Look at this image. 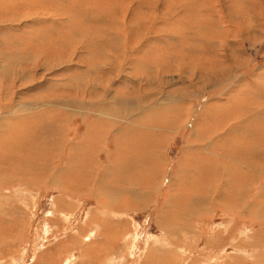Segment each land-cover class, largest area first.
Here are the masks:
<instances>
[{
    "label": "rangeland",
    "instance_id": "rangeland-1",
    "mask_svg": "<svg viewBox=\"0 0 264 264\" xmlns=\"http://www.w3.org/2000/svg\"><path fill=\"white\" fill-rule=\"evenodd\" d=\"M21 119L0 264H264V0H0Z\"/></svg>",
    "mask_w": 264,
    "mask_h": 264
},
{
    "label": "bare ground",
    "instance_id": "bare-ground-1",
    "mask_svg": "<svg viewBox=\"0 0 264 264\" xmlns=\"http://www.w3.org/2000/svg\"><path fill=\"white\" fill-rule=\"evenodd\" d=\"M19 1V0H18ZM18 8V7H17ZM98 69V68H97ZM13 75L18 79V77H20L21 75H19V73L17 72H12ZM12 75V76H13ZM13 81V79H12ZM77 95H75L76 98ZM69 97V95H68ZM72 97V96H71ZM74 99V97H73ZM70 100V99H69ZM76 100V99H75ZM79 100V99H78ZM82 100V99H81ZM69 102V101H67ZM72 102V101H71ZM78 102V101H77ZM79 105L80 102H78ZM74 104V103H73ZM77 105V103H76ZM101 106V105H100ZM10 107V106H9ZM11 108V107H10ZM9 108V109H10ZM17 108V107H16ZM100 108V107H99ZM103 108V107H102ZM13 109V108H12ZM97 110V109H96ZM95 110V111H96ZM13 111V110H12ZM103 111V110H102ZM97 112V111H96ZM101 113V112H100ZM104 113V112H102ZM27 116V115H26ZM95 116H98L97 114ZM102 117V116H101ZM96 118V117H95ZM98 119V117H97ZM96 119V120H97ZM101 119V118H100ZM106 120V119H105ZM111 121V120H110ZM12 122V121H11ZM26 122V120H18L16 122H14L12 124V126H10L7 129V133L5 131V135L0 136V161L4 162L6 165H8L10 167V170L15 172V173H28L30 172L29 170L25 169L29 168L30 166H33L32 162H28L27 160H32L33 161V157L29 158V153H27L26 156L22 155V152H27L28 148L27 145L21 141L15 140V139H11V137H14L16 134H20L22 131V126L23 124ZM96 122V121H95ZM94 122V123H95ZM97 123V122H96ZM98 125V123H97ZM9 126V125H8ZM94 126V125H93ZM96 126V125H95ZM92 127V126H91ZM98 128V126H97ZM109 129V128H108ZM96 130V129H95ZM111 131V129H109ZM109 130L107 132H109ZM91 131V130H90ZM120 134V133H119ZM95 135V134H94ZM105 136V135H104ZM146 136V134H145ZM144 136V137H145ZM115 137V136H114ZM143 137V136H141ZM118 138V137H117ZM136 138V137H135ZM121 139V138H120ZM102 139L99 138V141L101 142ZM118 140V139H117ZM250 140V139H249ZM120 141V140H119ZM133 141V139H132ZM98 142V141H97ZM119 144V143H118ZM135 144V143H134ZM88 145V144H87ZM128 146V145H127ZM83 148V147H82ZM84 149V148H83ZM95 150V149H94ZM98 151V150H97ZM119 151V150H118ZM92 152V151H91ZM89 152V153H91ZM116 153V152H115ZM118 153V152H117ZM5 154V156H4ZM79 154V153H78ZM25 155V154H24ZM120 155V154H119ZM84 157V156H83ZM79 160V159H78ZM86 161V160H85ZM95 161V160H94ZM73 165V164H72ZM240 165V164H239ZM248 165V164H247ZM7 166V167H8ZM86 168V167H85ZM89 168V167H88ZM69 169V168H68ZM96 169V168H95ZM91 170V169H90ZM259 172L261 169H258ZM87 171V170H86ZM85 172V171H84ZM89 172V171H88ZM97 173V171H95ZM67 173V172H66ZM202 173V172H201ZM69 174V173H68ZM72 174V173H71ZM76 176V175H75ZM78 176V175H77ZM255 177V176H254ZM67 178V177H66ZM81 178V177H80ZM82 179V178H81ZM195 182V181H194ZM114 194V193H113ZM254 194V193H253ZM256 197V196H255ZM249 201V200H248ZM256 203V200L254 201V205ZM251 204V203H250ZM249 205V204H248ZM248 208V207H247ZM176 242V241H175ZM207 244V243H206ZM165 259V258H164Z\"/></svg>",
    "mask_w": 264,
    "mask_h": 264
}]
</instances>
